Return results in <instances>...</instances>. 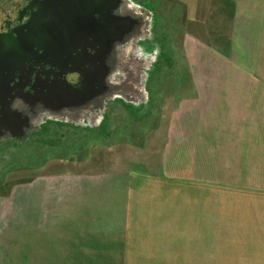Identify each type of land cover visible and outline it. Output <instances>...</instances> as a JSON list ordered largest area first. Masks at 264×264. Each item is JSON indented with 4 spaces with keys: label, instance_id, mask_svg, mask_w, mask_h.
Here are the masks:
<instances>
[{
    "label": "crops",
    "instance_id": "1",
    "mask_svg": "<svg viewBox=\"0 0 264 264\" xmlns=\"http://www.w3.org/2000/svg\"><path fill=\"white\" fill-rule=\"evenodd\" d=\"M221 1L229 41L191 59L206 94L174 108L158 171L39 176L0 264H264V0Z\"/></svg>",
    "mask_w": 264,
    "mask_h": 264
},
{
    "label": "rangeland",
    "instance_id": "2",
    "mask_svg": "<svg viewBox=\"0 0 264 264\" xmlns=\"http://www.w3.org/2000/svg\"><path fill=\"white\" fill-rule=\"evenodd\" d=\"M137 1L144 10L156 14L151 18L149 39L133 51L148 63L141 83L145 100L139 108H127L112 99L103 130L66 126L53 132L61 137L60 145L25 146L2 152L0 224L5 226L0 229L5 236L13 234L14 228L8 226L12 220L24 224L32 217L34 189L38 186L46 191L40 185L46 178L38 180L39 176H59L56 179L62 183L68 175L121 168L157 172L166 127L174 121V108L190 94H206L191 59L196 54L201 57L197 50L202 43L219 49L227 44L231 5L221 0ZM132 39L138 40L137 36ZM45 213L42 211L43 217Z\"/></svg>",
    "mask_w": 264,
    "mask_h": 264
},
{
    "label": "flooded vegetation",
    "instance_id": "3",
    "mask_svg": "<svg viewBox=\"0 0 264 264\" xmlns=\"http://www.w3.org/2000/svg\"><path fill=\"white\" fill-rule=\"evenodd\" d=\"M39 1L41 0H0V155L10 148L60 145L61 137L53 134L57 128L61 131L66 126L99 129V119L97 120L96 115H100L104 109L97 94H119L113 100L121 102L127 108H139L145 100L141 83L146 73L147 60L135 54L133 49L127 53L125 43L128 39L122 37L117 50L106 52V66L95 58L101 57L97 46L90 43L85 45L89 50V59H96L95 65H98L92 76L100 77L103 73H109L112 81L101 93L97 81L94 91H81L85 78L80 72L73 71L79 68L75 64L77 61L71 63L67 60V52L72 45L69 40L72 28L65 26L69 23L65 22L66 18H69L66 16L68 13L55 14L52 11L46 23L49 27H37ZM109 2L110 0H94L90 5L87 1L84 4L80 0L78 7L81 10L75 17L72 16V19L87 24L90 28L93 25L95 27L96 23L100 27L102 20L104 24L111 25L112 20L117 17L127 19L132 15L141 14L140 19H143L144 8L140 7L137 0H113L110 5ZM71 6L74 9L76 3L73 2ZM103 11L107 13L108 18L102 17ZM91 14L94 16H89ZM136 22L137 25L130 31L135 33L138 39L133 43L134 49H137V45H145V41L149 39L144 31L146 29L139 26L141 22ZM54 30L60 31L62 36L59 39L66 42L56 45L44 43V33L51 35ZM48 48L59 49L63 58H54L53 51L46 55L43 49ZM88 67L87 65L86 68ZM77 94L80 97L86 94V98L72 102L70 96ZM113 100H107L105 103L106 114ZM105 117L101 122H104Z\"/></svg>",
    "mask_w": 264,
    "mask_h": 264
},
{
    "label": "water",
    "instance_id": "4",
    "mask_svg": "<svg viewBox=\"0 0 264 264\" xmlns=\"http://www.w3.org/2000/svg\"><path fill=\"white\" fill-rule=\"evenodd\" d=\"M78 1L80 0H41L39 1L36 24H37V27L39 26L45 27L46 23L50 19L52 11H54L55 14H60L63 12L68 13L66 16L69 18H66L65 22H69V23L65 24V26L69 27V29L72 28L69 32V40L72 44L71 45L72 48L70 47L69 51L67 52L68 53L67 60L71 61V63L73 61H77L75 64L78 65L79 68H76L73 71L80 72V74L84 76L85 78V80L83 81L84 86L81 91H85V90L86 92L94 91L95 86H96L95 83L97 81L98 84L100 85L99 92L101 93V91L104 92L108 88L107 85H109V82H111L112 80L110 79L109 73L107 74L103 73L101 74L100 77L92 76L96 68L98 69V65L97 64L95 65L96 59L94 58L89 59V54L87 52L89 50L87 49V47H85V45L87 44L88 46V44L90 43V45L93 44L94 46H97V49L99 50L98 53H100L101 57L100 58L95 57V58L102 61L103 64L106 66L107 65L105 62L107 60L106 52H108L109 50H111V52L114 51L115 49L117 50L118 43L119 42L121 43V37L128 39V41L126 40V43H125V47H127L126 48L127 51H132V49L133 51L135 50L133 48V46L135 47V45L133 44L134 42H132L133 40L132 38L136 37L137 35L135 33H131L130 31L134 29L132 27L135 24L137 25L136 20L141 22L139 26L142 27L143 25H145L144 28L146 30L144 31H146L145 32L146 35L149 36L151 32L150 23H151V18L153 17V13L151 11L144 10L145 17H143V19H140L142 16L141 14H135L134 16L132 15V17H129L127 19H123L122 17H117V19H113V20L111 19L112 20L111 25L104 24V20H102V22L100 23V27L96 23V26H95L96 28L94 27V25L92 28H90V26H87V24H81L72 19V16L75 17L78 11L81 10L78 7ZM85 1H87V3H90V5L94 3V0H91V2H89V0H82V3L85 4ZM73 2L76 3V6L74 7V9L71 6ZM111 3H113V0H110L109 5ZM81 7L86 12L85 8L83 6ZM140 13H142V11ZM89 16H94V14H91ZM107 16H108L107 13L105 14V11H103L102 17L105 18ZM91 20L94 21V19H91ZM47 26L49 27V25ZM90 30H99L100 32L95 33L92 31L90 32ZM64 31H67V30H64ZM60 33H61L60 31L58 32L55 31L51 35L48 33H44L43 37L45 38V41L43 42L46 44L48 42L53 45H56V43L60 44L62 42H66V40L62 41L61 39H59L62 36V34ZM129 42H132V47H130ZM43 50L46 55H50V52L53 51L54 58L56 57L60 59L63 58L62 55L59 54L60 50L57 48L56 49L48 48V49H43ZM87 65L89 66L88 68H86ZM80 67L82 68L80 69ZM85 95L86 94H82V97H80L79 94L71 95L70 100H72V102L79 101V100L83 101L84 98H86ZM97 95L100 96L101 101L103 103V109H104L100 115L99 114L96 115L97 120L99 119L98 120V125H99L102 119L105 117L104 116V113H105L104 111L106 109L105 103L107 102V100H112L116 98V96H118L119 94L110 93V94H97Z\"/></svg>",
    "mask_w": 264,
    "mask_h": 264
}]
</instances>
